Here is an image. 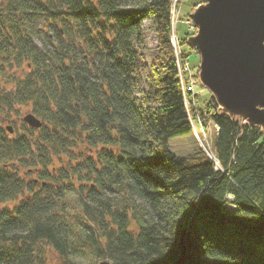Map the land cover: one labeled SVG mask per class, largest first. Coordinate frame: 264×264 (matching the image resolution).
Returning <instances> with one entry per match:
<instances>
[{
    "label": "trees",
    "instance_id": "16d2710c",
    "mask_svg": "<svg viewBox=\"0 0 264 264\" xmlns=\"http://www.w3.org/2000/svg\"><path fill=\"white\" fill-rule=\"evenodd\" d=\"M147 17L158 52L143 79ZM171 17L172 0H0V113L31 103L42 121L0 125V264H47V248L62 264H264L261 129L210 92L190 110L218 126L215 159L168 147L192 129ZM79 143L100 148L79 186L60 183L54 155Z\"/></svg>",
    "mask_w": 264,
    "mask_h": 264
},
{
    "label": "water",
    "instance_id": "95a60500",
    "mask_svg": "<svg viewBox=\"0 0 264 264\" xmlns=\"http://www.w3.org/2000/svg\"><path fill=\"white\" fill-rule=\"evenodd\" d=\"M190 17L197 31L186 42L199 53V81L217 111L264 133V0H203ZM23 119L42 123L32 112Z\"/></svg>",
    "mask_w": 264,
    "mask_h": 264
},
{
    "label": "rangeland",
    "instance_id": "374dc122",
    "mask_svg": "<svg viewBox=\"0 0 264 264\" xmlns=\"http://www.w3.org/2000/svg\"><path fill=\"white\" fill-rule=\"evenodd\" d=\"M202 1L203 0H172L170 34V42L173 46L176 61L180 60L181 63L182 72L180 73V70H177L186 108L190 110L195 107L194 110L196 111L202 107H205L206 109L210 91L199 81V77L195 76L200 60L197 49L190 47L187 42H184L182 39L183 37H188L197 31V26L190 17V13L193 11L194 7ZM195 2L198 3L194 6L193 3ZM141 28L143 31L144 41L140 44L136 43V47L141 53L143 62L147 65L143 73V79H145L146 75H149L151 71L149 64L158 52V42L155 25L150 17L143 19ZM44 30H46V28ZM47 31L51 33L49 30ZM35 39L38 44L43 45L47 42V35L46 33L40 31L36 34ZM176 64L178 68L179 65L178 63ZM10 71H12V69H10ZM189 89L191 91V96L188 94ZM135 94L138 97L141 96L140 92H136ZM13 108V110H10L8 106H6L2 111L3 113H0V125H3L5 128L8 126L19 127V131H25L26 128L24 129V126L28 123L24 121V115L28 112H32L36 115L33 111L32 104H17ZM203 112L207 111L204 110ZM192 115V110H190V119L192 120L191 131L169 137L167 143L168 147L177 155L191 154L196 149H199V147L204 151L206 148L215 152L214 138L218 130L216 124L211 120V118H209L208 113H205V121H203L199 116L193 118ZM69 147H72L71 152L65 153L67 152V150H65L64 152L61 151V154L58 156L54 155V165H51L49 169H51L50 173L57 172L56 178L60 183H69L73 180L75 182V186L77 187L79 186L81 179L80 176L75 173V167L76 169L80 168L82 166V162L88 160L90 156L95 158L96 149H99L100 146L93 148L90 146L88 147L83 143H79L77 147ZM71 154L74 155L70 156ZM77 160L81 161V163L77 162ZM66 174L71 175L72 180L70 178L67 179L65 177ZM8 204L12 205L14 202L10 201ZM74 205H77V202L74 203ZM133 222L132 226H136L137 228V225ZM46 251V256L49 258L47 264H62L63 259L60 254L51 248H47ZM90 258L91 257L89 256L87 259H83V263L88 264L91 260ZM205 259L207 260V258Z\"/></svg>",
    "mask_w": 264,
    "mask_h": 264
},
{
    "label": "built area",
    "instance_id": "2783aa9c",
    "mask_svg": "<svg viewBox=\"0 0 264 264\" xmlns=\"http://www.w3.org/2000/svg\"><path fill=\"white\" fill-rule=\"evenodd\" d=\"M172 39H174L173 37H171ZM176 63H178V70H180V73L182 72V68H181V63H180V60L178 61H176ZM185 89V88H184ZM217 126V125H216ZM217 129H218V126H217ZM205 152L209 155V153H211L212 151H210V150H208V149H206L205 148ZM213 159H215L214 157H213Z\"/></svg>",
    "mask_w": 264,
    "mask_h": 264
},
{
    "label": "bare ground",
    "instance_id": "6f19581e",
    "mask_svg": "<svg viewBox=\"0 0 264 264\" xmlns=\"http://www.w3.org/2000/svg\"><path fill=\"white\" fill-rule=\"evenodd\" d=\"M209 156L211 157V158H215V153L214 152H211V153H209ZM216 163L218 164V161H216Z\"/></svg>",
    "mask_w": 264,
    "mask_h": 264
}]
</instances>
